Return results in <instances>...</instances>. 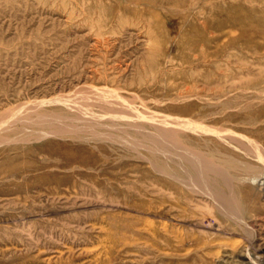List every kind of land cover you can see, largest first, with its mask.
Segmentation results:
<instances>
[{
    "label": "rangeland",
    "instance_id": "374dc122",
    "mask_svg": "<svg viewBox=\"0 0 264 264\" xmlns=\"http://www.w3.org/2000/svg\"><path fill=\"white\" fill-rule=\"evenodd\" d=\"M148 1L0 0V118L59 110L63 96L108 87L129 99L116 109L137 115L128 142L142 144L1 146L0 264L264 262V0ZM146 112L200 123L178 133L203 172L165 153ZM87 155V165L47 168L52 177L6 172ZM118 227L126 239L108 236Z\"/></svg>",
    "mask_w": 264,
    "mask_h": 264
},
{
    "label": "bare ground",
    "instance_id": "6f19581e",
    "mask_svg": "<svg viewBox=\"0 0 264 264\" xmlns=\"http://www.w3.org/2000/svg\"><path fill=\"white\" fill-rule=\"evenodd\" d=\"M139 1V0H138ZM148 1V0H145ZM99 2V1H98ZM150 2V1H148ZM157 2V1H156ZM129 8H126V10H128ZM221 12V11H220ZM113 16V15H112ZM122 14L119 13L118 18H122ZM113 18V17H112ZM232 19V18H231ZM209 25L208 22H205L204 26L207 27ZM196 29H198V27H196ZM246 37V36H245ZM254 38V37H253ZM248 40V39H246ZM255 39H253L254 41ZM204 41H206L204 39ZM252 41V42H253ZM197 43V41H195V44ZM218 44H216L217 46ZM258 46V45H257ZM256 46V47H257ZM218 47V46H217ZM258 49H260L259 47H257ZM256 48V49H257ZM259 51V50H258ZM202 52V51H201ZM262 52V51H261ZM231 53V52H230ZM259 54V53H258ZM209 60V59H208ZM211 60V59H210ZM213 60V59H212ZM215 61V60H214ZM221 64V63H220ZM203 65V64H202ZM218 65V64H217ZM217 65H215L214 67H216ZM252 66V65H251ZM207 67V66H206ZM218 67V66H217ZM216 70V69H215ZM217 71V70H216ZM215 71V72H216ZM222 71V69H221ZM203 72V71H201ZM218 72V71H217ZM216 72V73H217ZM220 72V71H219ZM257 72V71H256ZM199 73V72H198ZM151 74V73H150ZM225 78V77H224ZM251 78V77H249ZM204 82V81H203ZM236 82V81H235ZM234 82V83H235ZM242 82V81H241ZM228 83V82H227ZM226 83V84H227ZM220 84V83H219ZM197 85V83H196ZM204 85V84H203ZM211 85V84H210ZM213 86V85H212ZM193 87V86H192ZM204 87V86H202ZM225 87V86H223ZM188 88V87H187ZM210 88V86H209ZM226 88V87H225ZM85 90L83 91H79V92H74L72 95L69 96H63L61 97V103L63 104L62 109L60 108L59 110H37L34 109L32 107H24L18 109L17 111L13 112L12 115H9L8 117H2L0 118V124L5 125L2 126L0 128V147L1 146H8V147H15V148H20V146L23 147H32L31 143L33 144V142H40V141H44L50 138H66L69 140H72L75 143H87L90 141H96L95 143L97 144L98 141L101 142L103 140H109V142H116V141H121L124 143H127L128 140L130 139L129 135V128L130 126H135L136 125V120H137V115L130 112L128 115H123L121 114L118 109H116L117 106L127 103L129 100L123 96L120 95L119 92L112 90L108 87L105 88H99V87H85ZM194 89V88H193ZM198 89V88H197ZM196 89V90H197ZM214 89V88H213ZM117 90V89H116ZM187 91V89H185ZM184 90V91H185ZM192 90V89H191ZM202 90V89H201ZM206 90V88H205ZM212 90V88H211ZM219 90V89H218ZM224 90V89H223ZM120 91V90H118ZM185 91V93H186ZM222 91V90H221ZM196 92V91H195ZM199 92V90H198ZM214 92V91H212ZM240 92V91H239ZM244 92V91H243ZM248 92V91H246ZM245 92V93H246ZM250 92V91H249ZM254 92V91H253ZM221 93V92H220ZM256 93V92H255ZM206 94V93H205ZM211 94V92H210ZM257 94V93H256ZM223 96V95H221ZM229 95H227L228 97ZM261 96V95H260ZM263 96V95H262ZM261 96V97H262ZM212 97V96H211ZM225 98V97H224ZM223 98V99H224ZM55 99V98H54ZM60 99V98H59ZM194 99V98H192ZM196 99V98H195ZM205 99V98H204ZM58 100V99H55ZM54 100V101H55ZM190 100V99H189ZM192 101V100H191ZM196 101V100H195ZM255 101V100H254ZM260 102V101H259ZM157 103V102H156ZM189 103V102H188ZM196 103V102H195ZM179 104V103H178ZM203 104V103H202ZM248 105V104H247ZM242 106V105H240ZM264 106V105H263ZM182 106H180L181 108ZM260 107V106H258ZM53 108V107H52ZM59 108V107H58ZM200 108V107H199ZM261 109V108H260ZM174 110V109H173ZM199 110V109H198ZM206 111V110H205ZM232 111V110H231ZM235 111V110H233ZM232 111V112H233ZM255 111V110H254ZM254 111L252 112L254 114ZM257 111V110H256ZM262 111V110H261ZM164 112V111H163ZM182 112V111H181ZM203 111H201L202 113ZM237 112V111H236ZM244 112V111H243ZM242 112V113H243ZM264 112V111H263ZM168 114V113H167ZM179 114V113H177ZM176 114V116H177ZM194 114V113H193ZM239 114V113H238ZM237 114V115H238ZM244 114V113H243ZM246 114V113H245ZM162 114H160V116H158V114H150L149 112L145 114L146 117H149L151 126H155L156 131L158 132V135H156L155 137H158L160 139H162L161 141V145L164 147V151L165 153L168 154V148H173V151L175 154H177L178 156L181 157V161L182 158L185 159V161H190L191 164L193 163V167L195 168V172L198 174H200L201 172L204 171V168L202 166H200L199 163L204 162V160L200 157L201 155L197 152H191V150L189 151L187 146L184 147V145H182L181 142V138L179 137V130L181 129L182 126L187 125L190 126V128H198L200 127V123H193L190 121L187 122H183V121H178L176 120H171L167 117H164ZM170 115V114H168ZM236 115V114H235ZM172 116V115H171ZM247 116V115H246ZM252 116V115H251ZM254 116V115H253ZM181 117V116H180ZM215 117V116H214ZM217 117V116H216ZM221 117V116H219ZM230 117V116H229ZM237 117V116H236ZM239 117V116H238ZM242 117V116H241ZM262 117V115H261ZM260 117V118H261ZM171 118V117H170ZM187 118V117H186ZM210 118V117H209ZM231 118V117H230ZM235 118V117H234ZM259 118V120H260ZM174 119V118H172ZM179 119V118H178ZM218 119V117L216 118ZM219 120V119H218ZM222 120H224V118H222ZM214 121V120H212ZM228 121V120H227ZM261 121V120H260ZM190 122V123H189ZM223 122V121H222ZM204 123V120H203ZM223 125V123H222ZM180 126V127H179ZM203 125H201L202 127ZM219 126V125H217ZM208 127V126H207ZM206 127V128H207ZM212 127V126H211ZM238 127V126H237ZM236 127V128H237ZM245 127V126H244ZM209 128V127H208ZM217 128V127H216ZM219 128V127H218ZM258 128V127H257ZM260 128V125H259ZM184 129V128H182ZM189 129V128H188ZM197 129V130H198ZM203 129V127H202ZM200 128L199 131L202 130ZM211 129V128H210ZM208 130L209 132H207V130L203 129L206 131V133L211 134V132L216 133V135H223L225 134L224 129L219 130V129H214V130ZM242 129V128H240ZM244 129V128H243ZM185 130H187V128H185ZM190 130V129H189ZM188 130V131H189ZM196 130V131H197ZM254 130V129H252ZM138 132H140L139 130H137ZM182 131V130H181ZM205 131H202L205 132ZM227 131V130H226ZM186 132V131H185ZM192 132V131H191ZM231 132V131H230ZM200 133V132H199ZM198 133V134H199ZM205 133V134H206ZM133 134V133H131ZM135 134V133H134ZM197 134V133H196ZM141 135V134H140ZM149 135V134H148ZM214 135V134H213ZM226 135H230L228 133H226L224 136L227 137ZM232 135V133H231ZM235 135L234 137H236L237 134H233ZM142 136V135H141ZM145 136V135H144ZM152 136V135H151ZM182 136V135H181ZM220 136V137H221ZM240 136V135H239ZM154 136H152L151 139L155 138ZM209 137V136H208ZM223 137V136H222ZM231 137V136H229ZM233 137V138H234ZM242 136H240L241 138ZM246 138V137H245ZM132 139V138H131ZM156 139V138H155ZM238 139V138H236ZM197 140V139H196ZM221 140V139H220ZM233 140V139H232ZM66 142V141H65ZM72 143V142H71ZM94 143V144H95ZM104 143V142H103ZM102 143V144H103ZM134 146V147H139V145L142 147V144H140L139 141H137V138H133L130 142H128ZM69 144V143H67ZM78 144V145H79ZM99 144V143H98ZM120 144V143H119ZM83 145V144H82ZM88 145V144H87ZM85 145V146H87ZM105 145V144H104ZM114 145V144H113ZM89 147V146H88ZM34 148V147H33ZM99 148V147H98ZM187 148V149H186ZM104 149V148H103ZM10 150V149H9ZM106 150V149H105ZM32 151V149H31ZM95 151V150H94ZM100 151V150H99ZM171 151V150H169ZM101 152V151H100ZM157 153V152H156ZM155 153V154H156ZM164 153V155H165ZM170 153V152H169ZM18 154V153H17ZM39 154V153H37ZM160 154V152H159ZM163 154V152H162ZM174 154V155H175ZM42 155V154H41ZM99 155V154H98ZM171 155V154H168ZM167 155V156H168ZM177 155H175L177 157ZM13 156V155H12ZM28 157L30 156V152L29 150H25L22 153H20L18 155V157ZM35 156V155H34ZM43 156V155H42ZM47 156V155H45ZM154 156V154H153ZM161 156V155H160ZM166 156V155H165ZM39 157V156H38ZM53 157V156H52ZM58 157V156H57ZM56 157V158H57ZM173 157V156H172ZM175 157V158H176ZM41 158V157H40ZM92 157L87 155L84 156L82 158H77V159H70V160H66L62 162L63 166H59V160H56V162H52V161H48L46 160V162L44 161H40L37 163H32L30 165H28L25 168H19V167H13V168H9L6 170L7 173H9V175H18L22 172H27V174H31L28 173L30 171H36V170H44L43 172H45L48 177H52L54 175L53 171L51 170H47V168H51V166H57L58 168H61V170H64V168L70 167L73 164H75V162L77 163H81L83 165H87L90 162V159ZM103 158V157H101ZM100 158V159H101ZM24 159V158H23ZM48 159V158H47ZM50 159V158H49ZM58 159V158H57ZM61 159V158H59ZM177 159H180L177 157ZM187 159V160H186ZM18 160V159H17ZM95 161H97V159H94ZM111 160V159H110ZM106 162V161H105ZM161 162V161H160ZM55 163V164H54ZM104 163V162H102ZM108 164V163H107ZM114 164V163H113ZM112 164V165H113ZM161 164V170H163L164 172H168L169 169ZM167 164V163H166ZM169 164V163H168ZM178 165V164H177ZM183 164H181L182 166ZM97 166V165H96ZM95 166V167H96ZM179 166V165H178ZM180 166V167H181ZM105 167V166H104ZM192 167V168H193ZM55 168V167H54ZM97 168V167H96ZM155 168V167H154ZM184 168V167H183ZM68 169V168H67ZM70 169V168H69ZM158 169V168H156ZM187 169V168H186ZM78 170V169H76ZM84 170V169H83ZM82 170V171H83ZM160 169H158L159 171ZM58 171V170H57ZM72 171V170H71ZM75 171V170H74ZM73 171V172H74ZM162 171V172H163ZM68 172V171H67ZM187 172V171H186ZM99 173V172H98ZM160 173V172H159ZM189 173V172H188ZM187 173V174H188ZM25 174V176L27 175ZM78 174V173H77ZM115 174V173H114ZM161 174V173H160ZM165 174V173H164ZM27 175V176H28ZM76 175V174H75ZM99 175V174H98ZM97 175V176H98ZM167 175V174H166ZM190 175V174H188ZM187 175V176H188ZM192 175V174H191ZM2 176V175H1ZM60 176V175H59ZM96 176V175H95ZM104 176V175H103ZM7 177V176H6ZM22 177V176H21ZM193 177V175H192ZM89 178V177H88ZM98 179V178H97ZM102 179V178H99ZM185 179V178H184ZM189 179V177L187 178ZM192 179V178H190ZM190 179L188 180V182L190 181ZM194 179V178H193ZM192 179V180H193ZM58 180L59 182H62L63 180H65L64 178L62 179H55ZM191 180V181H192ZM194 180H197L196 177ZM186 181V179H185ZM58 182V183H59ZM96 182V181H95ZM187 182V181H186ZM193 182H197V181H193ZM104 183V182H103ZM191 184V183H190ZM189 184V185H190ZM195 184V183H192ZM104 185V184H103ZM107 186V185H106ZM191 186V185H190ZM102 187V186H99ZM220 200L223 203L229 204L230 200L228 201L227 198L223 197V195H221ZM111 205V204H110ZM126 226V225H123ZM131 226V225H130ZM117 228V227H116ZM115 228V230H116ZM131 228V227H130ZM119 229V227H118ZM127 229V228H126ZM122 229L120 230V232H107L108 236L113 239L116 240V238L118 237V239H126L128 237V232L129 231L127 229ZM109 230V229H108ZM124 230V231H123ZM117 231V230H116ZM123 231V232H122ZM132 231V230H131ZM130 231V232H131ZM106 233V234H107ZM157 233V232H155ZM154 233V234H155ZM131 234V233H130ZM129 234V235H130ZM134 234L137 235L139 234V232L134 231ZM151 234V233H150ZM156 235V234H155ZM104 236V235H103ZM139 236V235H137ZM152 236V235H151ZM159 236V235H158ZM149 237V236H148ZM155 238V236H154ZM110 239V240H111ZM135 239V238H134ZM148 239V238H147ZM151 240V239H149ZM101 241V240H100ZM117 242V241H116ZM105 243V242H104ZM154 243V242H153ZM152 243V244H153ZM157 244V242L155 243ZM157 247V246H156ZM160 247V246H159ZM158 247V248H159ZM12 248H14L12 246ZM17 248V247H16ZM15 248V249H16ZM102 249V248H101ZM6 250V249H5ZM158 250V249H157ZM110 252V251H108ZM113 253V251H112ZM111 253V254H112ZM102 255V253L100 254ZM99 255V256H100ZM106 256V255H104ZM110 257V256H109ZM19 258V257H18ZM97 258V257H96ZM104 258V257H103ZM1 260V258H0ZM18 260V259H17ZM62 260V259H61ZM54 261V260H53ZM60 261V259H59ZM1 262V261H0ZM56 262V261H55ZM91 262V261H90ZM101 262L102 259H101ZM53 263V262H52ZM51 263V264H52ZM57 263V262H56ZM69 263V262H68ZM10 264V263H8ZM17 264V263H16ZM112 264V263H111ZM253 264H264V262H260V261H256L253 262Z\"/></svg>",
    "mask_w": 264,
    "mask_h": 264
}]
</instances>
